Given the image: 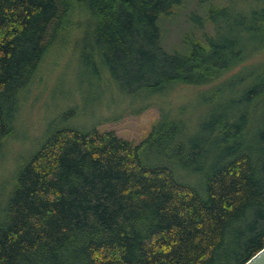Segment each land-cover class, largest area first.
I'll return each instance as SVG.
<instances>
[{"label": "trees", "instance_id": "16d2710c", "mask_svg": "<svg viewBox=\"0 0 264 264\" xmlns=\"http://www.w3.org/2000/svg\"><path fill=\"white\" fill-rule=\"evenodd\" d=\"M219 1L213 36L167 52L158 22L181 0H0V152L54 67L162 105L138 142L72 127L74 109L54 120L21 155L0 264H246L264 249V0Z\"/></svg>", "mask_w": 264, "mask_h": 264}, {"label": "rangeland", "instance_id": "374dc122", "mask_svg": "<svg viewBox=\"0 0 264 264\" xmlns=\"http://www.w3.org/2000/svg\"><path fill=\"white\" fill-rule=\"evenodd\" d=\"M217 6H225V1L181 0L173 16L161 18L158 22L162 48L171 52L182 49L183 39L188 37L203 40L206 36H213L214 24L208 14ZM45 79V84L38 85V97L35 91L22 100L19 132L0 152V211L5 206L14 174L24 158L21 155H29L39 146L50 132V124L58 120L63 112L75 110L76 114L67 122L72 127L89 130L96 126L115 130L121 137L136 142L151 131L161 116L160 103L143 106L138 105L139 102L131 104L124 100H113L115 88L105 80L92 84H87L83 77L81 80L85 82L75 81V76L70 80L63 69L58 68L55 72V67L49 70ZM80 85H85V88H78ZM103 97L107 100L99 101Z\"/></svg>", "mask_w": 264, "mask_h": 264}, {"label": "water", "instance_id": "95a60500", "mask_svg": "<svg viewBox=\"0 0 264 264\" xmlns=\"http://www.w3.org/2000/svg\"><path fill=\"white\" fill-rule=\"evenodd\" d=\"M246 264H264V249L250 259Z\"/></svg>", "mask_w": 264, "mask_h": 264}]
</instances>
